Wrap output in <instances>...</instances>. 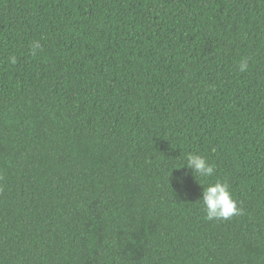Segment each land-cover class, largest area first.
<instances>
[{
    "label": "trees",
    "instance_id": "1",
    "mask_svg": "<svg viewBox=\"0 0 264 264\" xmlns=\"http://www.w3.org/2000/svg\"><path fill=\"white\" fill-rule=\"evenodd\" d=\"M0 264H264V0H0Z\"/></svg>",
    "mask_w": 264,
    "mask_h": 264
},
{
    "label": "clouds",
    "instance_id": "2",
    "mask_svg": "<svg viewBox=\"0 0 264 264\" xmlns=\"http://www.w3.org/2000/svg\"><path fill=\"white\" fill-rule=\"evenodd\" d=\"M38 47V43L33 45V54H35V49ZM8 62L11 65H15L17 63L16 56H10ZM237 68L241 73L248 71V59H242ZM180 168L190 170L192 174L200 177L204 182H207L208 178H211L215 171L214 166L204 156L192 153L186 155L185 163ZM199 201H201L206 213V219L209 221H226L233 216L242 214V210L237 207V202L232 198L228 183L224 181L216 180L214 183H208L206 187L202 188L201 199Z\"/></svg>",
    "mask_w": 264,
    "mask_h": 264
},
{
    "label": "bare ground",
    "instance_id": "3",
    "mask_svg": "<svg viewBox=\"0 0 264 264\" xmlns=\"http://www.w3.org/2000/svg\"><path fill=\"white\" fill-rule=\"evenodd\" d=\"M202 140H204V139H202ZM74 236V235H73ZM66 237V236H65ZM68 238V237H67ZM72 238V237H71ZM73 243V242H72ZM73 248V247H72Z\"/></svg>",
    "mask_w": 264,
    "mask_h": 264
}]
</instances>
